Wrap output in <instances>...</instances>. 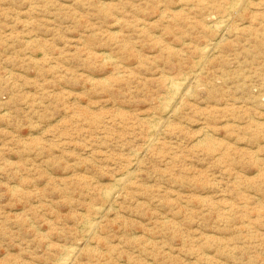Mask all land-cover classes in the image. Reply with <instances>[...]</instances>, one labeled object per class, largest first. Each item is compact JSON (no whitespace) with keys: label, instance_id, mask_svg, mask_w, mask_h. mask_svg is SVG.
<instances>
[{"label":"rangeland","instance_id":"374dc122","mask_svg":"<svg viewBox=\"0 0 264 264\" xmlns=\"http://www.w3.org/2000/svg\"><path fill=\"white\" fill-rule=\"evenodd\" d=\"M0 264H264V0H0Z\"/></svg>","mask_w":264,"mask_h":264},{"label":"bare ground","instance_id":"6f19581e","mask_svg":"<svg viewBox=\"0 0 264 264\" xmlns=\"http://www.w3.org/2000/svg\"><path fill=\"white\" fill-rule=\"evenodd\" d=\"M209 25V24H208ZM176 84V83H175ZM172 85H174V84H172ZM178 85H181L180 84V82L178 83ZM188 86V85H187ZM175 87V86H174ZM172 88H173V86H172ZM177 88V87H176ZM179 88V87H178ZM175 89V88H174ZM176 90V89H175ZM178 92V91H177ZM109 196V195H108ZM116 196V195H115ZM92 226V225H91ZM92 228V227H91ZM91 230V229H90ZM93 230V229H92ZM72 256V255H71ZM64 259V258H63ZM66 259V258H65ZM69 259V258H68ZM69 261V260H68Z\"/></svg>","mask_w":264,"mask_h":264}]
</instances>
